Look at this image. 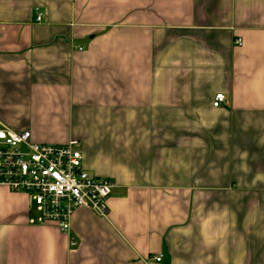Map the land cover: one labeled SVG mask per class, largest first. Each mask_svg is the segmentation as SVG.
<instances>
[{"label":"crops","instance_id":"1","mask_svg":"<svg viewBox=\"0 0 264 264\" xmlns=\"http://www.w3.org/2000/svg\"><path fill=\"white\" fill-rule=\"evenodd\" d=\"M0 122L115 185L68 235L0 186V264H264V0H0Z\"/></svg>","mask_w":264,"mask_h":264},{"label":"built area","instance_id":"2","mask_svg":"<svg viewBox=\"0 0 264 264\" xmlns=\"http://www.w3.org/2000/svg\"><path fill=\"white\" fill-rule=\"evenodd\" d=\"M36 22L43 13L36 10ZM236 45L241 46L240 40ZM225 96H216L213 106L221 107ZM0 186L12 193L28 196L37 216L31 225L54 223L64 234L71 230V220L78 208H86L107 218V202L115 185L98 178L83 167L78 142L48 145L32 142L30 131L15 132L0 122ZM75 245V242H73ZM163 256L155 258L161 263Z\"/></svg>","mask_w":264,"mask_h":264}]
</instances>
